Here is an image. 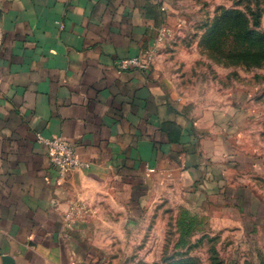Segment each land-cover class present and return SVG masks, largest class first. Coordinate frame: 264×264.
<instances>
[{
  "label": "crops",
  "instance_id": "crops-1",
  "mask_svg": "<svg viewBox=\"0 0 264 264\" xmlns=\"http://www.w3.org/2000/svg\"><path fill=\"white\" fill-rule=\"evenodd\" d=\"M148 1L0 0V264L82 263L92 245L87 222L66 219L74 202L141 217L164 198H227L242 161L227 121L157 65L119 66L156 44ZM38 134L90 167L60 177Z\"/></svg>",
  "mask_w": 264,
  "mask_h": 264
},
{
  "label": "rangeland",
  "instance_id": "rangeland-1",
  "mask_svg": "<svg viewBox=\"0 0 264 264\" xmlns=\"http://www.w3.org/2000/svg\"><path fill=\"white\" fill-rule=\"evenodd\" d=\"M148 6L157 21L151 67L180 98L227 121L242 161L220 202L164 198L141 217L91 215L83 204L76 221L87 222L92 248L80 264H264V50L255 43L264 38V0Z\"/></svg>",
  "mask_w": 264,
  "mask_h": 264
},
{
  "label": "built area",
  "instance_id": "built-area-1",
  "mask_svg": "<svg viewBox=\"0 0 264 264\" xmlns=\"http://www.w3.org/2000/svg\"><path fill=\"white\" fill-rule=\"evenodd\" d=\"M151 55L146 54L145 57H129L119 62L122 69H141L147 70L151 68ZM38 141L45 144L48 149L51 164L57 170L60 177L66 176L72 170L88 169L90 163L79 159L75 153L72 144L64 140L61 136L45 137L38 134ZM83 210V204L74 202L68 206L66 211V219L76 220Z\"/></svg>",
  "mask_w": 264,
  "mask_h": 264
},
{
  "label": "trees",
  "instance_id": "trees-1",
  "mask_svg": "<svg viewBox=\"0 0 264 264\" xmlns=\"http://www.w3.org/2000/svg\"><path fill=\"white\" fill-rule=\"evenodd\" d=\"M244 23V22H243ZM245 25V24H244ZM247 31V29L244 31V33L242 34L243 35V37H245L247 34H248V32H246ZM251 43V42H250ZM255 43L256 44H258L260 47V50H264V38H263V36H260L259 38H255Z\"/></svg>",
  "mask_w": 264,
  "mask_h": 264
},
{
  "label": "water",
  "instance_id": "water-1",
  "mask_svg": "<svg viewBox=\"0 0 264 264\" xmlns=\"http://www.w3.org/2000/svg\"><path fill=\"white\" fill-rule=\"evenodd\" d=\"M3 260H4L5 263L10 262V258H9L8 256H5V257L3 258Z\"/></svg>",
  "mask_w": 264,
  "mask_h": 264
}]
</instances>
